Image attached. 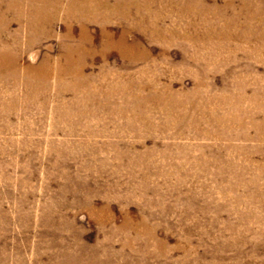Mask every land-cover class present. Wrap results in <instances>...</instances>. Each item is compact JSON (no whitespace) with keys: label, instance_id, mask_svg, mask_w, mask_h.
<instances>
[{"label":"rangeland","instance_id":"rangeland-1","mask_svg":"<svg viewBox=\"0 0 264 264\" xmlns=\"http://www.w3.org/2000/svg\"><path fill=\"white\" fill-rule=\"evenodd\" d=\"M189 1L125 0V53L87 19L80 74L65 1L29 34L1 5L0 52L48 76H0V264H264V15Z\"/></svg>","mask_w":264,"mask_h":264},{"label":"bare ground","instance_id":"bare-ground-1","mask_svg":"<svg viewBox=\"0 0 264 264\" xmlns=\"http://www.w3.org/2000/svg\"><path fill=\"white\" fill-rule=\"evenodd\" d=\"M64 1H65V4H63V5H65V7H64V13L63 14H65V17L67 19L68 18L70 19L72 17L76 18V20L79 23V28H80V34H79V38H78L77 42L73 45H70V44L65 45V51H63L64 52L63 55L65 56V57L63 56L64 65L65 66L67 65L66 68H69L68 70L70 72H74L75 74H77V73L80 74L79 70L82 66L81 65L82 62L76 60V57L81 56V52H84V54H85L86 52L91 51V48L93 46V45H91V43H93L91 41L92 39L87 35V23H89L87 19L92 20V21H94L95 19H96V21H97V19H100V21L102 23L101 28H100V35L104 38L102 45H101L102 48L107 49L108 47L113 46V47L119 48L123 53H125V51L127 49H129V47L131 45H129L128 43H125V41H126L124 38L125 34H126L125 30L123 32H121V34L119 35V37L117 39H115L113 34L108 31V29L106 28L105 23H104L113 14L114 15L116 14L120 17H128V8L127 7H129L128 5L130 2L126 3L125 0H116V1H114L115 3L113 2L112 4H111V2L109 3L110 0H0V7L3 4V6L5 7L4 13H5V11H6V13L12 12L14 15V18L17 21L25 20L26 24L25 23L24 24H25L26 30L28 31V34H29V32L32 33L36 27L44 28L46 26V24H48L53 19V17L56 15L55 14L56 11L58 9H60L59 7H61L62 2H64ZM193 1L194 0H190L189 2L194 4L196 1L195 2H193ZM222 1L228 9H232L234 6L233 3L235 1H237L239 3L241 10H245L249 14V16H251V17L252 16L255 17L254 15H264V6L261 5L262 0H222ZM1 2H3V3H1ZM146 3H147V1H146ZM192 4H190V5H192ZM144 6H146V5H144ZM101 7H104L106 9L104 13L100 12ZM104 8H103V11H104ZM58 12H60V11H58ZM248 14H245V15H248ZM129 16H131V15H129ZM236 16H237V14H236ZM13 19H11V20H13ZM140 19H142V18H140ZM0 20H1V18H0ZM6 20H7V18H6ZM110 20H111V18H110ZM229 20H233V19L231 18ZM6 22H8V21H6ZM230 22H232V21H230ZM260 22H261V23H259L260 32L257 31V33H256V36L258 37L260 44H259V47L256 49H264V18H262L260 20ZM2 23H4V25L2 24V26H0V35L2 34L1 31H4L7 29V24H8L5 22H2ZM133 23H135V22H133ZM44 29H46V27ZM66 29H67V27H66ZM38 30H39V28H38ZM38 30H37V32L39 33ZM18 34L19 33H17V31H16L14 34V40L16 39L17 36H19ZM246 35H247V39H249L252 36V34L250 32H247ZM66 37H67V34H66ZM10 46H12V45H10ZM12 53L13 52H9V50L7 51V49L0 52V76L5 75V77H6L8 75L11 78L24 77V82L27 85L34 84V82L38 83V81L40 82V81H43L47 78L48 75L45 73V71L47 69H45V71H44L43 66H45L48 59H44L43 61H41L37 67L27 66L25 68V70L22 72L23 76H21L22 73L19 71L20 68L17 65L18 56L16 54H12ZM48 70H49V68H48ZM63 72H64L63 68H61L60 64H59L56 67L57 76H61L63 74Z\"/></svg>","mask_w":264,"mask_h":264}]
</instances>
